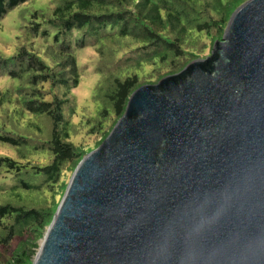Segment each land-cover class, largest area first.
I'll return each instance as SVG.
<instances>
[{
	"label": "water",
	"instance_id": "water-1",
	"mask_svg": "<svg viewBox=\"0 0 264 264\" xmlns=\"http://www.w3.org/2000/svg\"><path fill=\"white\" fill-rule=\"evenodd\" d=\"M32 264H264V0L207 57L133 91Z\"/></svg>",
	"mask_w": 264,
	"mask_h": 264
},
{
	"label": "trees",
	"instance_id": "trees-1",
	"mask_svg": "<svg viewBox=\"0 0 264 264\" xmlns=\"http://www.w3.org/2000/svg\"><path fill=\"white\" fill-rule=\"evenodd\" d=\"M26 1L0 0V18ZM224 1L55 0L48 11L33 13L31 48L18 46L7 74L15 78L23 69L30 84L0 134V264H28L35 245L29 252L25 245L53 218L60 177L83 158L85 146L72 141L77 126L66 117L73 115L71 92L87 67L78 65L76 50L96 54L99 107L84 136L99 138L109 134L133 91L205 57L246 0ZM12 242L24 249L10 250Z\"/></svg>",
	"mask_w": 264,
	"mask_h": 264
},
{
	"label": "rangeland",
	"instance_id": "rangeland-1",
	"mask_svg": "<svg viewBox=\"0 0 264 264\" xmlns=\"http://www.w3.org/2000/svg\"><path fill=\"white\" fill-rule=\"evenodd\" d=\"M54 1L55 0H27L26 2L9 10L5 15L0 18V60H4V63H2L0 67V134L3 133L4 130H7L6 123L7 120L10 121L11 118L10 109L11 107L12 109H15V107H17L20 90L23 89L24 84H30L28 76L23 74L22 72L23 69H21V73H19V75L15 78H10L7 75L8 72H10L13 67H15L14 61L12 59L13 54L17 51L18 46L21 44L25 45L30 50V42L32 39L35 38L30 31V25L31 22H33V13L35 11H48L50 8V4ZM224 2L225 1L223 0V3ZM220 39H213L211 41V45L207 47L208 53L205 54V57L210 54L214 43ZM35 50L39 51L37 49ZM76 51H78L76 53V57L78 58L79 63L78 65L80 66L82 64H86L87 67L85 69V73L81 77L79 85L71 92L74 106L72 111L70 112H72L73 115H70V113H68L67 115L66 113V117L69 116L70 119L72 118V122L77 126L76 129L78 132L77 135L72 138V141H80L81 144L85 146L83 147V156H85L90 152V150L92 151L96 149L101 144V142L106 137L107 133L101 134L99 138L95 137V135L88 137L84 136L86 134V130H88L89 127L93 125V122L96 121V115L98 111L97 108L99 107V104L95 101L96 98L93 96V90L95 89L94 87L97 84L100 75L98 72L94 71V66L96 63V54L91 49H78ZM205 57L196 58L193 61L201 60ZM145 69L148 70L149 68L145 67ZM137 71L140 73L139 69H137ZM118 120L119 119H117V121ZM110 121L111 120H109V123ZM110 131L111 130H109V132ZM72 173H70V175L66 173L65 175L60 177V186L57 189V201L61 200V198L63 197ZM35 193H37V191L33 192V194ZM59 202L55 205L54 213L58 207ZM51 221L52 219L48 221L49 223L47 222L44 228L39 230L40 235L37 239H34L33 242H27V245L24 244L28 252L29 250H32V247L35 245L33 247L34 252L30 257L28 264L33 263L38 253L41 241L47 230V227L49 226ZM35 233L38 234V231L36 230ZM21 245L23 246L22 242H19L17 246L15 245V243L12 242L10 244L9 249L13 250L16 246V250ZM22 248L24 249V246Z\"/></svg>",
	"mask_w": 264,
	"mask_h": 264
}]
</instances>
